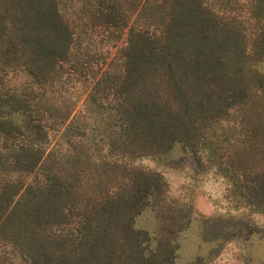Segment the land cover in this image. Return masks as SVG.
<instances>
[{"label":"trees","instance_id":"1","mask_svg":"<svg viewBox=\"0 0 264 264\" xmlns=\"http://www.w3.org/2000/svg\"><path fill=\"white\" fill-rule=\"evenodd\" d=\"M140 158L242 211L195 213ZM254 211L264 0H0V264H177L193 216L185 264H212Z\"/></svg>","mask_w":264,"mask_h":264},{"label":"rangeland","instance_id":"2","mask_svg":"<svg viewBox=\"0 0 264 264\" xmlns=\"http://www.w3.org/2000/svg\"><path fill=\"white\" fill-rule=\"evenodd\" d=\"M136 163L144 167L151 166L160 169L164 181L167 182V195L179 197V199H190L195 213L202 215L229 213L234 215L242 211L240 208L235 209L226 201L223 196V182L217 177L207 174L198 186L191 188L188 179L182 173L165 170L149 158H140ZM190 188L192 190L188 193ZM244 211L246 212V210ZM247 216L256 225L255 228L248 233L245 239L237 237L225 242L212 264H261L264 261V212L254 211ZM136 220L139 225H148L153 220L151 211L143 210L138 214ZM189 223V227L180 238L181 246L176 257L177 264H185L198 242L195 233L198 223L197 216L191 217ZM245 250L248 252L247 255ZM248 257L250 261L245 262Z\"/></svg>","mask_w":264,"mask_h":264}]
</instances>
